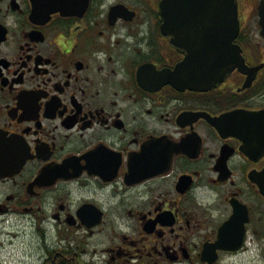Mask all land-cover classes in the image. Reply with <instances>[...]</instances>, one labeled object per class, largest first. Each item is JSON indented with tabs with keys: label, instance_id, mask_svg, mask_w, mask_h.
Wrapping results in <instances>:
<instances>
[{
	"label": "flooded vegetation",
	"instance_id": "obj_1",
	"mask_svg": "<svg viewBox=\"0 0 264 264\" xmlns=\"http://www.w3.org/2000/svg\"><path fill=\"white\" fill-rule=\"evenodd\" d=\"M163 1L0 0V220L37 236L15 264H209L225 226L216 264H264V0H214L238 68L208 91L169 79L229 13L165 33Z\"/></svg>",
	"mask_w": 264,
	"mask_h": 264
},
{
	"label": "water",
	"instance_id": "obj_2",
	"mask_svg": "<svg viewBox=\"0 0 264 264\" xmlns=\"http://www.w3.org/2000/svg\"><path fill=\"white\" fill-rule=\"evenodd\" d=\"M214 0H165L161 4V16L164 19L163 29L167 33L169 30H183L187 27L203 26L205 21H189V18L202 17L207 14H213V8L219 7L220 13H229L228 18L222 20L224 31L222 35L224 51L217 54L209 53V60L195 62L194 57H187L186 61L179 65L176 72L170 76V81L175 87H180L181 90L195 89L208 91V89L223 82L225 78L238 68L237 52L233 51L231 41L236 37L238 28L235 23V9L230 7L227 11V6L224 4H213ZM182 5V7L180 6ZM234 15V16H233ZM188 18V19H184ZM184 19V20H179ZM226 23L227 25H225ZM184 43V41H182ZM185 48V46H184ZM262 187V185H259ZM93 226L88 225V228ZM228 227V226H227ZM226 226L220 231L219 240L213 247H205L203 261L209 264H216L218 261L219 252L237 253L242 249V242L236 244H225V239L222 237L228 229Z\"/></svg>",
	"mask_w": 264,
	"mask_h": 264
},
{
	"label": "rangeland",
	"instance_id": "obj_3",
	"mask_svg": "<svg viewBox=\"0 0 264 264\" xmlns=\"http://www.w3.org/2000/svg\"><path fill=\"white\" fill-rule=\"evenodd\" d=\"M111 227L112 225L109 226L108 231H111ZM113 227L119 229L120 225ZM99 238L101 237L99 236ZM82 240L84 244V237ZM34 241H37V236L34 232V227L29 224L27 218L22 220H20V218L0 220V259H8L11 264L28 261V257L31 256L30 245H32ZM86 243L88 245L87 249H84V251H89L91 255L97 256L96 260L103 257V254H101V252L93 254V252L102 251L107 248L109 244L108 241L104 239L98 242L93 241V239L87 240Z\"/></svg>",
	"mask_w": 264,
	"mask_h": 264
}]
</instances>
